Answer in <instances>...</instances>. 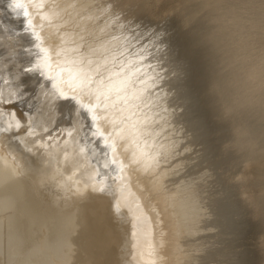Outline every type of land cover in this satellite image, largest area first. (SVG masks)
Wrapping results in <instances>:
<instances>
[{
    "label": "bare ground",
    "instance_id": "obj_1",
    "mask_svg": "<svg viewBox=\"0 0 264 264\" xmlns=\"http://www.w3.org/2000/svg\"><path fill=\"white\" fill-rule=\"evenodd\" d=\"M33 1H35L36 3H34ZM114 1H116V0H109V1H106V2H103V0H43V2H41V1L39 2V0H29V2L27 0L22 1V2H26V4L29 3V5H30L29 6L30 9L28 8L29 10H31V7L33 6L32 7V12H35L36 8H37V10H39L38 12L36 11L35 14H34V18L35 17L38 18L39 23H38V20L36 18H35V20H34V18H32L33 20L31 18L30 19L32 21H36L37 20L36 22L38 24H40V22H42L41 23L42 25L39 26L40 28L37 27L38 25L37 26H33V27L31 25L32 28H34V29L37 28V29H35L36 32L38 30H39V32L37 33V35L33 34V36H32L33 38H31L32 39L31 46H32L33 51H30L31 52V56L27 59L28 61H24L22 59L23 60V62H22V61L19 60L20 67H18L16 65V63L14 64V62L17 61L16 60L17 57L15 58L13 56L12 57L10 56L7 59L8 61L5 62L6 68H9V67H11L13 69L16 68L17 70L19 69L18 71H20V70L23 71L24 68H25L24 71H26L27 66H30L28 68H31L37 62H40L43 65V62H44L45 58H47L48 62L51 65V71H48V69H44V72L41 73V74H39L38 72H32L34 76L32 75L33 78H30L29 80L28 79L24 80L25 78H23V76H22L21 82H20V84H21L20 89H24L25 87L34 84L33 82H34V78L35 77L36 78L39 77L41 80H43L41 75L45 76L44 79H46V75L56 76L58 78L57 79V83L58 84L72 82L73 84L70 85L73 88L72 91H69L67 88H64L63 90L65 91L66 96H67V94H69L68 96H72L74 100H75V97L78 96V98L76 97L78 99V102H75L76 100L74 101L71 98H68L67 99L69 101L68 102V107L72 108V107L77 106V107L73 108V109H75V111H76L75 115L77 114V116H80V115H82L83 112H85L84 114L86 115V117H85L86 118V122L91 123L92 126H93L92 127L93 130L92 129L90 130L89 128H87V130L89 129V131H94V129L96 128L101 133V135H102V133H105L104 132L105 130L107 131L109 129L108 131L110 132L111 129L114 128V125H116L115 128H117L118 124L123 125V122L126 124V122L128 120L127 115H126L127 113L129 115H131V116L128 115V117L129 118L132 117L133 120H136L138 118L135 121V123L138 122L139 119H142V117L144 118V116H146V115L143 116V112H140L141 111L140 110L141 108L139 109L140 106L136 105V104H139L138 102H140V101L137 102V100H136V104H132V105L129 103V102H133V99H134V102H135V97H136V99H139V97H140L139 95H141V94H139L140 93L139 90L135 86L133 87L135 89H133L132 86H128V84H127L128 80L125 79L127 76L121 78V76L118 75L119 78L117 80L116 77H118V76L116 74L114 75V73H115V72H113L114 70L111 71V73L113 72V74L109 73V75L111 74V77L114 76L112 78H116V80L118 82V83L117 82L116 83H117V85H119L118 88H120V84L122 82L127 80L126 83H125L126 85L122 83L124 85L122 87V84H121L120 91L121 92L123 91L124 93H126L127 90L131 89V90H135L136 92L135 91H130L131 94H129L130 92L128 91L126 93L127 95H125L123 92L121 93L120 91H119L120 93H117L116 90H115L116 85H114L115 87L110 85L112 82L114 84H116L114 82L116 80L114 79V81H112V80H110L112 78H110L108 76L109 79L108 78L107 79L109 80L110 84L108 85V83L107 82L106 83H107L108 86H111V87H114V88H113V91H111L112 89H111V87H109V89H111V90H110V92L108 91V95L106 93V95L108 97L104 95V97L102 96V98H101V96H99V95H101V93H99V90L101 91V87H103L104 85L101 86V87H99L100 85H98L99 84L98 82H100L101 79L96 80V78H99V77L101 78L102 77V75H100V72H99L100 70H98L97 72L96 71L95 72H96L97 75L99 73L100 76L99 77L97 75H96L97 77L94 76V77H96L95 80L97 81L98 84L96 83L95 86L93 84V88L94 87L96 88V86H97L100 89L97 88L98 90H96V89L91 90L94 93L93 94L94 97H95V95L99 96V99H100L99 104L102 103L103 101H106L107 104H105V106H107L108 103L111 102V101H109V102H107V101L110 100V99L113 100L110 97H113L112 96L113 93L116 92L117 94H120V96H116V97H118V100H119V97H120V100L118 101V100H116L117 98L114 97L115 101H116V103H114V105L117 104V102H119L118 104L120 106H122L121 98L122 97L125 98V96H127L123 100V104H125L126 106H129V105L134 106V105H136V107L137 106H139V107L137 109L134 108L135 106L133 108L131 107V109L127 107L126 108L127 111L130 110L131 111L130 113H132V114H130L129 111L126 112L125 105H123L124 107L122 106V108L119 107L120 109L117 110L119 112V114H120V117H121V118L120 117L119 118L122 121L124 119V121L123 122L121 121L122 122L121 123V122H119L120 119H118L119 120V121H117L118 124H115L114 122H116V121H114V120H117L119 114L116 115L115 113L117 111H114V110L118 109L119 105L117 104L118 106L116 105L117 107L115 106L116 108H114V107H112V104L110 103L111 108L114 109L112 111V109L110 108V105H109V108L111 110H108L109 109L108 106L105 108V106L103 107L104 104L102 103L103 104L102 105V107H103L102 110L103 109H105V110L107 109L108 110L107 111L108 112V116L112 117V115H113V117L115 116V118H116V119L110 118V120H109V117H107V120H109L110 123H111V119H114V120H112L113 123H111L112 126H113L112 127L110 125V123H107L105 116H103V115L100 116V114H102V112L104 111V110L102 111L100 109L101 108V104H100V106H98L99 104L97 102L98 105L97 104L94 105V109L93 108L90 109V108H88L86 106V104L89 103V106L91 105V107H93L92 106L93 102L90 101V99H93V101L95 103H96V101H95L94 97L90 98V96L92 97L93 95H92V93L89 94L90 92L88 93L89 89H86V87L88 86V84L86 83L87 82V78L86 77H85L86 81L83 82L86 87H84V85L82 84V80L84 81V77H82V72H81L82 70L80 71L79 68L84 69V70L86 69V70L89 71V69H87V68H89L88 66H90L91 67L90 71H91L92 67L95 64H97V62H98L97 65H99L98 59L100 60V58H99L100 55L98 54L99 55L98 56L96 54V52L100 53L101 50H99V49L103 48V47H100L99 49L97 48V47L101 46L100 45L101 42L99 40L100 36L102 35V33L104 34L105 30L113 31L114 28L116 26H118V24L117 25L115 24L116 26L113 27L114 26L113 22L115 21V18H114L113 14H112V11H113L112 7L113 6L111 7V4L113 5ZM134 1H138V0H123L122 2L127 4V3H132ZM237 1L239 3H241V0H237ZM226 2H227V0H215V1H213L211 3V5L207 8L208 9V13H207L206 17L203 19V23H202V24H205L207 22V23L210 24V27H206L207 29L204 31V37L206 38V41L209 42L208 46H210L209 48L211 49L212 54L215 53L216 51L219 52V53H220V51H223L222 53L223 54L225 53V58L220 60L221 61L220 64H218V66H214L213 65L215 68L214 67H213V69L211 68L212 71L209 70L210 71L209 74L211 75L210 81L211 82H215L216 83L215 85L218 86L219 88L225 87V86L228 88L227 89L228 90L227 91L228 97L224 101V106H225V112H226L227 117H229L233 121V124L235 125V134H236L235 143H236V146L242 153L247 154L250 159L253 158V159L256 160L257 163H262V166L259 167V169L257 171L256 178L255 179L253 178L252 180H254V183H260V184L263 183L264 184V120H261L260 113H259V106H260L261 103H264V51H262L263 49H259V47L262 46V43H263V39L260 36V30L264 29V28H262V26H264V23L260 22V18L264 17V0H258L257 3L252 6L253 9L255 11H257L258 14H260V16H258L254 20H247L246 17H245V14H242L241 11H238L236 9L237 6H236L235 3L234 4H227ZM40 3H42V6L40 5ZM242 4L244 5V8H245V4L244 3H242ZM8 6L9 5H7L6 8ZM92 6L97 8L98 13H96V14L97 15L99 14V16L101 18L102 17L105 18L106 14H107V16L110 15L109 16L110 18L108 20L111 21L109 23V25L107 24L109 27L107 25L105 26L103 23L102 24L105 27H103V25L100 24V23L99 24L96 23V25L97 24L99 25L97 27L96 25H92L93 23L95 24L96 20L94 21L93 19L91 20V19L87 18L90 23H91V21H93V22H92V24L88 25V28L86 27L87 28V31L85 30L86 33H85V31H83V30L82 31H83L84 34L88 35L87 32H91L90 29L92 30L96 26L97 31L94 33L93 31L96 30V29H94L92 31V33L95 34V36L98 37L99 39L95 38V36L92 35V33H89L90 35H92L94 37V38L92 37L93 40L94 39H96L95 41L99 40V42H98L99 46L98 45L95 46L94 44L96 42H93L94 44H92V40L89 39V40H91L92 47L94 45L93 48H94L95 51L92 49V47H91V49H89L88 47L86 48L85 46H87V45L84 46V44L81 41H80L81 45L78 43L79 42L78 41L79 40V36H80V34H82V33H80L81 31L79 32V30H81V28H80L81 26L80 25L82 24V26H83V23L81 21H84L83 17L85 18L84 14H81V13L83 11H85L86 8L88 10V7L90 9V7H92ZM34 7H35V9H34ZM93 7H92V9H93ZM8 9H10V8H8ZM33 10H35V11H33ZM74 10H75V13L78 10L81 15L80 14H79V16L74 15L75 14V13L73 14ZM93 10L95 11V9H93ZM14 14H16V12ZM76 14H78V13H76ZM85 14H86V11H85ZM189 14H191V13H189ZM29 15H30V13H29ZM29 15H28V17H31V15L30 16ZM56 15H59V16L63 15L62 17H63V19L65 17L66 21H67V19L69 21L71 16H77V18L73 17L74 20L76 19L74 22H73V19L70 20V21H72L74 23L73 25H72V23L70 24L68 21H67L68 25L65 24L67 22L63 23V24L66 25V28H65L66 30L68 29L67 27H69V25L71 26V28L73 26V28L71 30L69 28V30H67L68 31L67 32V31H64L65 29H63V28L65 26L63 27V24H62V26H60L61 28L59 26H57V24L60 25L59 23L63 19L58 21L61 18L58 16L59 17V19H58V17H56ZM69 15H70V18H68ZM88 15H90V14H88ZM111 15L113 16L114 21H112L113 18H112ZM50 16H55V18L58 19L57 20L58 22L56 24L57 27H54L55 29L57 28L56 30H54V28H53L55 22H53V18L50 17ZM80 16H82V17H80ZM90 16H88V17H90ZM99 16H97V18ZM49 17L52 18V22L54 24L49 22V20L51 21V19ZM95 17H94V19H95ZM99 18L97 20H99ZM47 19H48V23L47 22L43 23V21L47 20ZM87 19L85 21H87ZM105 20H107V19L105 18ZM248 22L251 24V28H244L245 24L248 23ZM32 24H33V22H32ZM84 25H86V22H85ZM100 25H102V28H100L101 27ZM27 27H29V25ZM91 27H93V28H91ZM58 28H60V31L63 29L62 31H63L64 35L67 34L66 37L70 38L69 41L67 40V38H64L65 36H62L63 33L59 34L60 32H59ZM104 28H105V30H104ZM112 28H113V30H112ZM83 29H84V26H83ZM88 29H89V31H88ZM116 29H119V28L116 27ZM57 30H58V32H57ZM120 33H121V31H120ZM22 34H24V33H22ZM27 34H28V32H27ZM71 34L72 35H76V36H72ZM112 34H110V36ZM29 35H30V33H29ZM37 37H39V38H37ZM62 37H63V39L67 40L68 42L77 40L76 43L81 46L80 48H83L82 50H85V49L93 50L95 52V54L98 56V59H97V56H95V58L97 60L94 58L97 62L96 63L93 62L95 60L90 58V59H92L91 60L92 61L91 62L92 65L89 62L88 65L87 64L85 65L86 68H82L84 66L83 65L82 67H79L77 69L75 66H72L73 64L69 63L72 60L71 58H73V56L71 55V57H70L71 60L67 58V60H70V61H67L68 63L66 62V64H64V62H65V60L63 58L64 55L62 56V51H64V50H62L64 44L66 43V45H68L66 47L70 48L69 52H71L70 50H72V48H73L72 46L73 45L75 46L74 48H76V44L73 43V45H72L70 43L72 45L71 46L70 44H67V41L64 42L62 40ZM88 37H89V35H88ZM102 37H103V35H102ZM102 37H101V39H102ZM82 38L84 39L83 36H82ZM111 38H112V36H111ZM111 38H110L109 41H111ZM13 39H16V38H13ZM36 40H38V41L36 42ZM89 40H86V41H89ZM84 41H85V39H84ZM86 41H85V43H86ZM105 43H107V42H105ZM113 43H116V42H113ZM82 45L84 47H82ZM88 45L91 46L90 44H88ZM67 48H64V49L67 50ZM80 48H77V49L80 50ZM95 48H97L99 51H96ZM112 48H114V47H112ZM105 49H107V46H105ZM105 49H103V52H105ZM88 50H86L87 53L91 52V51H88ZM108 50H109V48L106 51L109 52ZM93 51H92V53H93ZM76 52H75V55L72 52L73 55H74V58L76 57V54L79 55V51L77 53ZM107 52L103 53V55L107 54ZM110 52H112V50ZM64 53L65 52H63V54ZM87 53L84 54V52H83L82 55L83 54L84 55L82 57H85L87 55ZM92 53H90V54H92ZM66 54L69 55L70 53L68 54V52H66ZM90 54H89L88 58L91 57V56L94 57V55H95V54H93V55H90ZM80 55H81V53H80ZM216 55H218V54L216 53ZM82 57H81L82 60L80 59L81 63L83 61ZM74 58H73V60H75ZM88 58L85 59V60H87V62L90 61V59L88 60ZM102 59H104V58H102ZM73 60L71 61L72 63H74ZM1 61H4V60H1ZM75 61H77V60H75ZM136 61H138V60L136 59ZM80 62L78 61L79 64H80ZM101 62L102 61H100V63ZM107 62H109V61H107ZM107 62L105 61L104 63H107ZM104 63H101V67L102 68L104 67V65H107V64H104ZM139 63H140V61H139ZM68 64H71V65H68ZM75 64H77V62ZM54 65H56V67ZM122 65H121V67H122ZM140 65L138 67H140ZM52 66H54V68H52ZM119 66H118V68H120ZM123 66L125 67V65H123ZM2 67L4 68V66H2ZM101 67H100V69H102ZM108 67L111 70V67L110 66H108ZM113 67L115 68L116 66H113ZM142 67H143V65H142ZM145 68L147 69V67H144V69ZM104 69H105V67H104ZM126 69H128V68L126 67ZM144 69H143V72H144ZM95 70H96V68H95ZM88 71H86V72H88ZM107 71H108V69H107ZM145 71L147 72V70H145ZM5 72H7V70L4 71V73ZM92 72L95 74L94 70ZM13 74H17V73L14 72ZM85 74H87V73H85ZM90 74H91V72H90ZM104 74H107V72H105ZM107 75L104 76L105 79H106ZM134 76H136V75H133L132 77L134 78ZM48 77H50V76H48ZM129 77H128V79H129ZM0 78L2 79V75H1ZM3 78H5V76ZM7 78H10V77H8V75H7ZM120 78L124 79V81L121 82ZM133 78H131V80ZM102 79H104V78L102 77ZM105 79H104V82H105ZM14 80H16V79H14ZM89 80L90 79L88 78V81ZM92 80H93V82L95 81L94 79H91V81ZM6 81H8V80H6ZM104 82H102L101 85ZM144 82H143V84H144ZM42 83L43 84L45 83V84L42 87H40L41 86L40 85L39 86L40 89H38L39 91L36 92V93H38L37 95L40 96V97L37 96L39 98H41V96H43L44 100L43 99H40V100H43L44 103L42 105L40 104V108H39L40 110H39L38 114L37 113H33V111H31L32 115L35 114V117L33 118V121L30 123L31 127L33 129L35 128L34 130H36V129L40 130L39 135H41V137L44 136L43 134L48 133V132H52L54 129H56V128H54L55 127V122L59 121V120H62V118H60L62 116L60 114V112L63 111V103L64 102H62L61 100H62L63 97H66V96L59 97L58 94L55 93L52 90L51 85L47 83V80H43L41 82V84ZM55 83L56 82L53 81V84H55ZM133 84H131V85H133ZM148 84H149V82H148ZM90 85L92 86L91 83H90ZM93 88L90 87V89H93ZM125 88H127V89H125ZM103 89H105V88L103 87ZM0 91H1V88H0ZM23 91H25V90H23ZM95 91H97L98 93L95 92ZM104 91L105 90H103V92ZM220 91H221V89H220ZM132 92L134 94H136L135 97L133 96ZM110 93H112V94H110ZM28 94L29 93L26 94V92L25 93L23 92L21 95H18L19 96V98H17L18 100L16 99V97L15 98L11 97V98L16 99L17 103L21 104L20 105V107H21L22 105L27 104L26 102L28 100H27L26 96ZM137 94H138V98H137ZM224 94H225V92H224ZM122 95H125V96H122ZM128 95H130V96H128ZM114 96H115V93H114ZM131 96L133 97L132 101H130V100L129 101H125V100H127V98L129 99ZM37 97H36V99H38ZM105 97L108 98V100H106ZM32 98H34V96ZM32 98L30 99L31 101H32ZM103 98H105V100ZM1 99H3V96H2ZM1 99H0V101L4 102ZM8 99H9V97H8ZM25 99H26V101H24ZM36 99H34L35 103L37 101ZM97 99H98V97H96V100ZM101 99H103L102 102H101ZM30 100H29V102H31ZM140 100H141V98H140ZM22 101H24V102H22ZM97 101H99V100H97ZM12 102L14 104V101H12ZM124 102H126V103H124ZM10 103H11V101H10ZM35 103H33V104H35ZM127 103H129V104H127ZM19 104H17V105L19 106ZM29 104H31V103H29ZM29 104H27V105H29ZM147 104H148V102H147ZM7 105H8V103H7ZM38 105H39V103H38ZM148 105L150 106V104H148ZM14 106H16V104ZM18 106H16L15 108H17ZM29 106H32V105H29ZM96 106L99 107V108H97ZM9 107H13L12 104ZM24 107H26V106H24ZM24 107H23V110L24 109L26 110V108H24ZM34 108H33V110H34ZM71 108H70V110H71ZM95 108H97V110L100 109L99 111L101 113L97 112L99 114L98 115L95 112V114L100 116V117L96 116L97 118L93 119L94 111L96 110ZM5 109H3V110L6 111ZM73 109H72V111H73ZM138 109H139V111H138ZM20 110H22V109H20ZM27 110H29V109L27 108ZM30 110H31V108H30ZM65 110L67 111V109H65ZM82 110H83V112H82ZM134 110H135V113L138 112L137 113L138 115H140V113H142L141 116H137L136 114H133ZM24 111H21V113H23ZM109 111L111 112V115L109 114ZM120 111L124 112L125 114L122 113V115H121ZM12 112L13 111H11V113ZM34 112H35V110H34ZM105 112L106 111L103 112L104 115H105ZM0 113H2V112H0ZM68 113H69V111L66 112L65 114H68ZM112 113H114V114H112ZM2 114H5V113H2ZM11 115H10V117H12ZM132 115H136V116H132ZM65 116H67V115H65ZM68 116H70V115H68ZM122 116H125L127 119L125 120V118L124 117L122 118ZM134 117H137V118H134ZM64 118H66V117H64ZM67 118H70V117H67ZM73 118L75 119V122L73 123L72 127L70 125V127H65V129L64 128H62V129L60 128L62 131H64V132H61V133H63V135H65V136L68 135V137L67 136L66 137L69 140L67 142H63L62 144L60 142L58 143L57 142L58 140L56 141L59 144V148H60V149H58L59 150V152H58L59 156L55 159L54 162L52 161L51 165H49L48 167L42 168V172L39 171V169H38L39 166L43 167V166L39 165L40 162H38L41 159V157H40L39 160H37L38 158H33V159L31 158L30 162L29 161H25V163H26L25 165L27 167L23 164V165H21V168H22L21 169V168H17V165L15 164V163L18 162L17 159H14V160H16L15 163L12 161L13 157H14V156H11L13 151H10L8 148H7L8 149L7 151L3 150V148L2 149L0 148V264H108V263L110 264L111 261L120 262L119 259L121 260V262L119 264H123V263L124 264H186L185 262H187V264H188V260L189 259L187 258V254L192 255L191 254L192 252H190V251L194 250L198 246V243L195 242L196 240L189 241V239L191 240L192 238H189L188 236L190 235V233L192 235L193 231L196 230L197 228L200 229V227H197V228L194 229L193 226H195V225H193L192 227L189 225L190 223H188V222L191 221V225H192L193 224L192 222H194L196 220V218L199 221V219H198L199 215H198V217H196V215H197L196 214L194 216L196 218L193 219V214H192V219H187V218H189L188 217V215H189L188 211L189 210H195L196 208H197L196 209V211H197L198 208H199L198 206H201V205L197 206L196 203H198V201L196 203L193 202V201L194 200L196 201L198 199L192 198L191 199V201L193 200L192 201V206L194 205L193 203H195V205H194L195 208L192 209V206H190L191 208L189 207L190 209L188 208L187 212L185 210H183L185 212V214L183 213L184 216L187 217L185 219L186 222L184 221V219H182V217L178 218L180 214H178V212H177L179 210L176 211V209H177L176 207L177 206L179 207L181 205L180 206V208H181L183 206V204H184V206H186V208L189 206V205H186L187 203L190 202V201H188V198H187V200H185V201H187L185 203H184V200L183 201H181V200L183 199L185 194L187 196H189V194L191 195V190H189L186 187L184 189L186 193L182 197L181 195L183 194L182 192L184 191L183 190V188H184L183 185H182L183 188H181L183 191L181 190L182 192H180L182 194H180L179 192H178L179 194L177 192L173 193V188H172V190H171L172 193L174 195H176V194L179 195V198H180L179 199L177 195H176L177 197H175L171 193L168 194L169 193L168 190H170V189L168 187V190H167V188H165L166 187L165 184H162V186L163 185L165 186L164 187L165 189H163V187H162V190L157 188L158 186H159V188H161L160 185L156 183L157 179L159 177H161V176L158 175L156 172H154L155 170H157V169H154L155 168L154 165L157 164L158 161L156 162L157 159L154 160L153 156H150V155H149V157L151 158V160H150V158L148 156L144 157V155L145 156L148 155V152L151 150V148H150L151 146H148L151 142H153V141L149 142L150 141L149 140L150 137L147 138L148 142H147V144L145 143V145H144V142L147 141L146 138H145V135H143L145 141H143V139L141 140L142 136H140L138 138L137 136H138V134L140 132L138 133L137 130H132V129L136 128L137 125H134L135 124L134 121H133L134 124H132L130 122V119H129L128 120V125L129 124H131V125H129L128 127L131 129L132 128L131 126L132 125L134 126V128H132L131 131H130L131 133L129 132L130 129H127L128 128L127 126H126V130L130 134L126 130L125 131L128 133V135H127V133L122 131L125 128V124H124V128L123 129L121 128L122 126H119L117 129L114 128L115 131H111V132L114 133V134L112 133V135L114 136L113 138H115V135L117 136L113 140H110L112 137H110V136H109L110 138L107 137L108 134H111V132L110 133L106 132L107 136H104L106 141L104 139H102V138L100 139V140H102L100 142H102L105 146L107 145L106 148H104V145H99V147L102 146L104 149H102L101 147L98 149L96 147L97 150H99V151H94L93 150L94 152H93V156H92V151L91 150L93 148L91 147L92 145L90 146L91 143L89 144V141H88V139L89 140H91V138L94 139L93 137H90V134L92 132H90V134H88L89 136H87L86 135V131H84L83 126L80 123V120H82V119L78 120V118H80V117H77V118L73 117ZM148 118H144L146 122H147V120L150 122V120H149L150 118L149 119ZM10 119H12V118H10ZM13 119H16V118H13ZM21 119H22V117L20 118V120ZM28 119H30V117ZM144 119L143 120H139V122L142 121L141 124L143 123L142 126H141V124L139 126L142 127V129L145 128V130H146V128H147V130H148V127H145V124L143 122ZM83 120H85V119H83ZM63 121H65V119ZM70 121H72V119ZM254 121H263V124L261 126L260 125L253 126L250 123H252ZM10 122H12L13 124H16V123H14L15 121L10 120ZM17 122H19V120H17ZM139 122L137 124H139ZM19 123H17L18 126L21 125ZM22 123H23V121H22ZM8 124H9V122H8ZM57 124H61V123H57ZM108 124L112 128H110L108 126ZM4 125H6V124H4ZM83 125H85V124H83ZM139 126H138V128L140 130ZM4 127L6 129V126H4ZM14 127H15V125H14ZM56 127H57V125H56ZM11 128H13V127H11ZM11 128H9V129H11ZM245 128H250L251 134H249L247 131H245L244 130ZM82 129H83V131L85 133L82 132ZM12 130H15V129H12ZM57 130H58V127H57ZM61 130H59V131H61ZM97 130H95V131L97 132ZM116 130L118 131V133L121 130L120 134L122 136H124V133L126 134L125 135V136H127L126 139L124 137L123 138L121 137V140L124 139L125 141L122 140V142H119L118 137H120V134L118 136V133L116 132ZM3 131H5V130L3 129ZM9 132H10V130H9ZM24 132H26V131H24ZM24 132L22 134H24ZM132 132H136V134L138 133L137 136H136L135 133H134V136H133V138H135L133 140H137L138 141V142L136 141L138 145H135L136 142L133 141L135 143L134 146L136 147V148H134V147L133 148L136 149V150L138 149V151L135 150V152H137L136 154H137L138 160H139L137 162H139V164L142 165V163H140L139 156L143 157V158L141 157L142 158L141 162H144V158H145V161H147V160L149 162L150 161L151 162L155 161L156 163L154 162V165L150 164V165H153V170L154 171H150V169L149 170L146 169L147 167L149 168V166H147V165H149V164H147L148 161L144 162L143 166L139 165L138 163H135L136 161H134V163L132 161H130V162L127 161L128 162L127 165H126L127 162L124 163V161H123L124 159H126V160L130 159L131 155L130 154H129L130 156L128 155V153L130 151H131V153H133L132 154L133 156L131 157L130 160L134 159V157H137L136 155H134L135 153L132 152V148L131 147L133 145V142L131 141L132 145L128 144V146H126L127 145L126 143H128L126 140H128L129 138H132V134H133ZM143 132H145V131L143 130ZM52 133H54V132H52ZM97 133H96V135H97ZM145 133H148V132L146 131ZM25 134H27V133H25ZM49 135H47V136H49ZM51 135H53V134H51ZM59 135H61V134H59ZM140 135H141V133H140ZM15 136H16V134H15ZM18 136H19V133H18ZM153 136H154V134H153ZM18 138L21 139L20 136ZM45 138H46V136L44 137V139ZM49 138H47V139H49ZM53 138L54 139L57 138L56 134L53 135ZM58 138H59V136H58ZM67 138H66V140H67ZM79 138H81V139L79 140ZM19 139H17V140L19 141ZM29 139L30 138H28L27 140H29ZM37 139L36 140L34 139V140L37 141ZM116 139H117L118 142L116 141ZM138 139H140V140H138ZM3 140H5V139L3 138ZM109 140L116 142L114 144H117V146L115 147L114 144L111 145L112 142H110ZM130 140H132V139H130ZM107 141L110 142V143H107ZM141 141L143 142L142 144L139 143ZM159 141H160V139H159ZM0 142H2V141H0ZM28 142H30V141H28ZM40 142H37V144L40 143ZM46 142H49L48 144H50V142H52V141L49 140V141H46ZM84 142L85 143L88 142V145H89L88 149H87V145H85ZM90 142H93V141L91 140ZM124 142H125L126 145L123 144ZM155 142H154V145H155ZM33 143H32V145H33ZM42 143H43V140H42ZM53 143H54V141L51 143V145ZM65 143H66V145H65ZM21 144L24 145V147H27L25 144H23V143H21ZM56 144L54 143L55 147L57 146ZM109 144L111 145V147L113 146L115 148L111 149ZM139 144L142 147L139 146ZM156 144H158V142ZM11 145H13V144H11ZM44 145L42 144L43 148H40V150L45 148ZM120 145H121V147H120ZM123 145H125L128 149L130 147L131 148L130 151L128 149L125 150ZM2 146H5V145H2ZM7 146L8 145H6L5 148ZM35 146H37V145H35ZM146 146H147L148 149L149 148L150 149L147 150ZM17 147H18V145H17ZM55 147H53V148H55ZM137 147H140V148H137ZM143 147L148 152L146 150H142V149H144ZM94 148H95V146H94ZM161 148H163V146ZM15 149L16 148H13L14 151H15ZM21 149H22V147H21ZM23 149L25 150V148H23ZM11 150H12V148H11ZM16 151H17V149H16ZM38 151H39V149H38ZM52 151H53V149H52ZM54 151L56 152V148H55ZM142 151H146V153L145 152H144L145 154L141 153L142 154L141 155L139 152H142ZM156 151H157V148H156ZM22 152H24V151H22ZM26 152H27V150H26ZM28 152L31 153L30 151H28ZM50 152H51V150H50ZM70 152L74 153V155L69 158L70 159L69 160L70 161L69 164L68 163L65 164V162H63L64 157L66 155L68 157V153H70ZM18 153H17V155H18ZM138 153L140 155H138ZM150 154H151V152H150ZM55 156H56V154H55ZM90 156H92V157L90 158ZM20 157H22V156L20 155ZM28 157H30V156H28ZM14 158H16V157H14ZM17 158H19V156ZM22 158H24V157H22ZM117 158H119V160L121 159L123 161V163L121 161V163L123 164V165H121V167L119 166L121 163L118 165V162L117 161L115 162V159H117ZM147 158H149V159H147ZM19 159H21V158H19ZM23 160L24 159H22V162H23ZM43 160H45V159H43ZM18 164L20 165L21 163L18 162ZM49 164H50V162H49ZM113 164L115 165V168L112 167ZM159 164H158V167L161 168ZM136 165H138L140 168L138 166L136 167ZM22 166H24V167H22ZM119 167L121 169H123V176H122L123 180H124L123 182L124 183H128L127 186H126V189L128 190V192L127 191L125 192L122 189V187H121L122 185L119 186L120 190L122 189L123 192H125V194H121L120 191L117 192L118 195H121V197L119 196V198H118L117 194H114V196H113L114 198H115V195H117V197H116L117 201H116L111 196V193H110L111 190L109 191V188H106L105 184L107 185L108 183H110L112 185V183H114V180H115V177H116L114 175L116 174V170L119 169ZM158 167H156V168H158ZM164 167H162V168H164ZM162 168H161V170H162ZM145 170H146L145 174L148 173L146 176L143 175ZM147 170L150 171L151 173L152 172L156 173L155 175L159 176V177L156 176L157 179H155V181H153V183L155 182L157 184L156 188L154 187L155 183H154V185H153V183H151L152 182L151 180L154 177H152L151 180H150L149 177L147 178V176L150 175L149 172H147ZM119 171H120V169H119ZM158 171L161 172L160 169H158ZM23 172H25V174H27V175L29 174L28 176H31V180H32L31 184L34 185V188H32V189L35 190V187L37 189L39 188L38 192L36 193V197L32 193L34 190L32 191L31 186L29 184L30 182L27 181V179L25 178L26 176L24 175ZM162 172L163 173H161V174L163 175L164 171L162 170ZM164 175H163V177H164ZM143 176H145L146 181H144ZM150 176H153V175H150ZM120 177H119V180L122 179ZM110 179H112V180H110ZM159 179L163 180L162 178H159ZM28 180H30V179H28ZM117 180H118V178H117ZM119 180L118 181L115 180L116 183H114V184H118L119 185V182H120ZM148 180L151 181L149 183L152 184L153 186H151L150 184L147 183ZM165 181H166V179L163 181V183ZM180 181H182V180H180ZM161 182H158V183L161 184ZM251 182H253V181H251ZM114 184H113V186H114ZM192 186H194V185H192ZM108 187H110V185H108ZM150 187H154V188H150ZM116 188L119 190L118 187H116ZM179 188L180 187H178V189ZM152 189H153V191H154V189H155V191H157V190L159 191L160 190L161 194H158V193H160L158 191H157V193L156 192L153 193ZM186 189H188L190 191V193H188L189 191H187ZM165 190H166L167 193L164 192ZM176 190H177V188H176ZM194 190H195V188H194ZM162 191L164 193H162ZM174 191H175V188H174ZM179 191H180V189H179ZM193 194L194 193L192 192V196H193ZM112 195H113V193H112ZM132 195L134 196V198H133ZM170 195L171 196L173 195L174 198L173 197L171 198ZM194 197L197 198L198 196H194ZM169 198L171 200L173 199V201H170ZM134 199H137L139 201L136 204L139 205L141 203L138 207H140L142 205V208L141 207L139 208V210H142V212L139 213V210L137 211V210H135V208L131 207V206H133L132 204L134 202ZM176 200L178 202L180 201L179 203H183V204H179L177 202L178 204L176 206L173 205L174 203L172 204V202H175ZM168 201H170V204L173 205L171 207L173 210H170V212L174 211L173 214H175L177 212L174 215L176 217L178 215L176 221L179 222L180 219H181V220H183L185 222L184 223L185 226L188 223V225H187L188 227H185L182 224L183 223L182 221L179 222L181 225L175 224L176 223V221H175L176 217L174 218L173 214H170L169 209H168V205H170V204H169ZM128 202H130L129 206H128ZM167 202H168V205H167ZM119 205H124L121 208L124 207V210H127L129 212V214H131L129 227L132 228L131 230H135L137 235L136 234H134V235H136V237L138 238L137 240H139V241H137L135 239V242H133L134 241L133 238H132L133 241L128 238L129 239V243H130V247L134 246L133 248H129L128 249L129 251L127 250L129 243H128V245H125L126 242H128V241L124 240L125 239L124 235L126 233H128V231H127V227L128 226L126 227L125 223L123 222L128 217L126 216L125 212L122 211V212H124V216H126V218L124 220L122 218H120V216H121L120 213H121L122 209L119 208ZM190 205H191V202H190ZM254 205H256V213L260 217V224L262 226H264V190L255 197ZM169 208H170V206H169ZM181 209H183V208H181ZM196 211H194L192 213H195ZM200 212L201 211H199L198 214H200ZM186 213L188 214L187 216H186ZM119 214H120V216H119ZM190 214H191V212H190ZM181 215H182V213H181ZM184 216H183V218H184ZM201 216H204V214L201 215ZM201 216L199 218H201ZM203 218H202V220H203ZM178 219H179V221H178ZM127 220H126V222H127ZM197 220L195 221V222H197L196 226H199L198 224H200V222H202V221L200 220L199 223H198ZM144 225L145 226L147 225L146 227L148 229H146V231L143 228ZM184 227H185L186 234L187 233L189 234V235L187 234V237L189 239L185 236L186 234L183 232ZM189 227H190V229H186V228H189ZM191 228L194 229V230H192ZM188 230L189 231L192 230V232H189ZM196 232H195V234L193 233L195 236H196V234H198V232L197 233ZM128 234H126V235L128 236ZM182 236H185L188 241L184 240L185 243L183 241H181ZM191 237H193V236H191ZM130 238H131V236H130ZM123 240L125 241V243H124ZM130 240L133 243H136V241L138 243L134 244L133 246H131ZM186 251H188L189 253H186ZM195 251H197V250H195ZM184 253H186V254L184 255ZM128 256H129V258L131 256V258H130L131 260H129V259L126 260V258ZM185 256H186V259L184 258ZM185 260H187V261H185ZM189 261H191V260H189ZM114 262L112 264H114ZM115 264H118V263H115Z\"/></svg>",
    "mask_w": 264,
    "mask_h": 264
},
{
    "label": "rangeland",
    "instance_id": "obj_2",
    "mask_svg": "<svg viewBox=\"0 0 264 264\" xmlns=\"http://www.w3.org/2000/svg\"><path fill=\"white\" fill-rule=\"evenodd\" d=\"M22 1H25V0H22ZM27 1L29 2V0H27ZM40 1L43 2V0H39V2ZM106 1H109V0H103V2H106ZM122 1L123 0H116V1H114L113 5L111 4V7L113 6L112 7L113 8L112 14H113V16L115 18V21H114V18L111 15L112 18H113L112 21H114L113 22V24H114L113 27H115L118 24L119 27L118 26H116V27L119 28V29H116V27H115L114 30L112 28L113 31H111V30H105V28H104L105 32H104V34L102 33L103 37H102V35L101 36L99 35L100 39L98 37H96L95 34L92 33V31L94 29H96L95 31H93L94 33L97 31L96 26L98 27L99 23L100 24L103 23L105 26L107 24L109 25V23L111 22L110 20H108L110 18L109 17L110 15H108V16H107V14L105 15L106 16L105 18L109 21L108 22L107 20H105V18H103V17L101 18L99 16V14L98 15L96 14V13H98V10H97L96 7H93V6L92 7H93V9H95V11L92 9V7H90L91 10L88 7L89 11L86 8V10H85L86 14H85V11H83L84 13L83 12L81 13V14H84V16H85V18L83 17L84 21L88 18V19H91V20L93 19L94 21L96 20L97 22L95 21V24L94 23L92 24L93 21H91V23H90L88 21V19H87V21H85L86 25H84L85 22L81 21L83 23L84 29H83L82 24L81 25L79 24L81 26V27L79 26L81 28V30H79V32L81 31L80 33H82V34H80V36H79V40H78L79 42L78 43L81 45V43H80V41H81L84 44V46L87 45V46H85L86 48L88 47L89 49H91V47H92L91 40H92V44H94L93 42H96L94 44L95 46H97L99 44L98 42L100 40V42H101L100 45L101 46L98 45L99 47H97V48L98 49L100 47H103V48L99 49V50H101L100 53L96 52L97 55L98 54L100 55V57H99L100 60L98 59L99 55L97 56L95 54V52H94L95 51L94 48H93L94 45L92 47V49L94 51L93 50H88V49H85V48H84L85 50H82L83 48H80L81 46L76 43L77 40H74L75 42L71 41V40H70L71 42H68L70 38L66 37L67 34L64 35V33L62 31L63 29L66 28V25H68V22L70 24L72 23V25L74 24L73 22L76 19L74 20L73 17L77 18V16H79V14H80V12L78 10L76 11V13H78V14L75 13V10L73 12V14L75 13L74 15H77V16H71V18H70V15H69V17H68V18H70V20L73 19V22L70 21V20L68 21V19H67V21H68L67 22L65 17L63 19V17H62L63 15L62 16L56 15V17L59 16L61 18V19H59V17H58L59 20L57 18H55V16H50V17L53 18V22H55V24H54L52 22V18L49 17L51 19V21L49 20V22L54 24L53 28L57 27V26L60 27V26H62L63 23L67 22V23H65L66 25L63 24V27L64 26L65 27L64 28L62 27L63 28L61 30L62 32L60 31L61 27L58 28L59 32H60L59 34L63 33L62 36H65L64 38H67L68 41L63 39V37H62V40L64 42L67 41V44H70V43L72 45H73V43L76 44V48H74L75 47L74 45L72 46L70 44L73 48L70 46L72 48V50H70L71 52H69L70 48L69 47L67 48L66 46H68V45H66V43L65 44L63 43L64 46H63L62 50H64V51H62V56L64 55L63 56V58L65 60L64 64H66V62L70 61L71 59L73 60L75 52L78 50L77 48H80V50H78V51H79V55L81 53V55H80L81 57L84 54L87 53L86 50L91 51V52H88L85 57H82L83 58L82 63L80 62L82 60L81 57L79 55H77V54H76V57L74 58L77 61L73 60L74 63H72L71 62L72 60H71L69 62V63L73 64L72 66H75L77 69L79 67H82L83 65L84 66L82 68H86L85 65L86 64L88 65L89 62L91 64V62H92L91 60L92 59L95 60L96 59L95 56H97V59L99 61V65H97L98 64V62L96 61L97 59L95 61H93L95 63L97 62V64L94 65L95 67L94 66L92 67L91 71H90V68H91L90 66H88L89 68H87V69H89V71L86 70V69L84 70V69L79 68L80 71L82 70L81 71L82 72V77H84V81L82 80V84L84 85V87H86V86H85V84L83 82L86 81L85 77L87 78V82L86 83L88 84V86H87L88 88L86 87V89L90 90V91L88 90V93L90 92L89 94H91V93H92V95L94 94L91 90L100 89L97 86H96V88L95 87L93 88V84L95 86V84L97 83L96 80H99V79H101V81L98 82L99 84L98 83L97 84L100 85L99 87L104 85L103 87L105 88V89H103V87H101V91L99 90V93H101V95H99V94L98 95L101 96V98H102V96L104 97V95L107 96L108 95V91L110 92L111 89H112L111 91H113V88L115 87L114 85H116V87H115L116 92L120 93L121 92L120 91L121 84L122 83L125 84L127 80H128V82H127L128 86H132V88L135 86L139 90L140 93L139 92L138 93L141 94V95H139L140 96L139 99H136V97H135L136 94H134L132 92L133 96L135 97V102H134V99H133V102H129V103L132 105V104H136V100H137V102L140 101L141 103L138 102L139 104H136V105H139L140 107L139 106L136 107V105H134L135 107L131 106V105L126 106L125 104H123V100L127 97V96H125V95H127L126 93L128 91L130 92V91H135V90H131L130 89V90H127L126 93H124L122 91L125 94V95H122V96H125V98L121 96L123 98V99L121 98V102H122V106L125 105V109L127 107L130 108V109H131V107L132 108L134 107L136 109L138 107H139V109L141 108L140 112H143V116L146 115V116H144V118H148V117L150 118V119L148 118L150 120V122L148 120L146 122L143 117H142V119H139V120H143L144 119L143 122L145 124V127H148V130H147V128H146V130H145V128L142 129V127L139 126L142 121L139 122V120H138L139 124H137L138 122L135 123V121L138 118L134 117V118H137V119L133 120L132 117H131L132 119L128 117L129 114L127 113L126 115H127L128 120L130 119V122L132 124L135 123L134 125H137L136 128H134V126L132 125L131 127L134 128V129H132V128L131 129L132 130H137V132L138 133L140 132L141 135H140V133L139 134L137 133L138 134V136H137L136 132H132L133 133L132 134V138L128 139L130 142L128 140H126L128 142V143H126L127 145L125 144V142L123 144L128 146V144L132 145L131 141L132 142L133 141L136 142L137 140H133V139H135V138H133L134 133L136 134V136L138 138L140 136H142L141 140L143 139V141H145L143 135H145L146 140H147L148 137H150L149 138V140H150L149 142L153 141V142H151L148 145V146H151L150 147L151 150L148 152L147 150H149L150 148L148 149L147 146H146L147 150L144 148L145 146L143 147L144 149H142V150H146L148 152V155H146V156L144 155L146 153V151H142V152H139V153L141 154V153L145 152L143 154L144 157H147V156L149 157V155H150V156H153L154 160L157 159L156 162L157 161L158 162H157V164L154 165L155 161L154 162L152 161L153 162L152 163L151 161L149 162L147 160L148 161L147 162V161H145V158H144V162H147V164H149V165H147V166H149V168L147 166H146L147 168L146 167L145 168L148 169V170L150 169V171H154L153 170V165H154L155 166L154 169H157L154 172H156L161 177L155 175L156 173H153V172L151 173L150 171L147 170V172H149L150 175H153V176L149 175V176H147V178L149 177L150 180H151L152 177H154L153 178L154 180L153 179L151 180L152 182L150 180H148L147 183L148 184H150L149 182L153 183V181H155V179H157L156 176L159 177V178H162V179L165 177L163 180H160L159 178L157 179L156 183L159 184L160 187H161V188H159V186H158L157 187L158 189L162 190V187H163V189L167 188V190H168V187H169L170 190H168V192H169L168 194H170V193L173 194L174 192H177V193L179 192L180 193L186 187L189 190H191V195L189 194V196H187L185 194L186 193L185 190L182 192L183 194L180 193V194H182L181 195L182 197H183L184 194L186 195V196L184 195V197H183V199L181 201L184 200V203H185V202H187L185 200H187V198H188V201L191 202V205H190V202L186 204V205H189L187 208H186V206H184L183 203H179L180 201L178 202L176 200L175 202H172V204L174 203L173 205H175V206L178 203L179 204H183V206H184V207L183 206L181 207L183 209L180 208L181 205L179 207L178 206L176 207L177 208L176 211L179 210V211H177L178 214L181 215V213H182V215L181 216L179 215V217L177 215L178 218L182 217V219H184V221L186 222L185 219L187 217L184 216L185 212L183 210H185L187 212L188 208L190 206H192V201H193V200L191 201L192 198L198 199L196 201L195 200L193 201L195 203L198 201V203H196L197 206L201 205V206H198L199 207L198 210H197L198 212L196 211V209H197L196 208L195 210H189L188 211L189 215L186 213V216L188 215V217H189L187 219H192V214H193V219L198 217V215L200 217L201 215L204 214V216H201V218L198 217L199 221L200 220L202 221V222H200V224H198L199 226H196L197 222H195V221L197 220V218L194 221L196 224L194 222H192L193 224L191 225V221L188 222V223H190L189 225L191 227L193 225H195V226H193L194 229L197 228V227H200V229L202 228L201 230L199 228H197L199 231L197 229L194 230V229L191 228L195 232L197 231L198 234H196V236H195L194 235L195 232L193 231L194 234L192 233V235H191V233H190V235L193 236V237H191L187 233L189 235L188 237L192 238L190 240L187 237V234H186V231H185V227H188L187 226L188 223L185 226L184 225L185 222L183 220H181V219L179 221V219H178L179 222H181V221L183 222L182 224L185 226L184 229H183V232L186 234L185 236L189 239V241L196 240L195 242L198 243V246L195 249L193 248L194 250L190 251V252H192L191 253L192 255L187 254V258L189 260H191V261H189L187 259L188 260V264L190 262H191L190 264H264V226H262L260 224V217L256 213V205H254V199H255V197L258 194H260L264 190V188H263L264 184L263 183H261V184L260 183H254V180H252L253 178L254 179L256 178L257 171H258L259 167L262 166V163H257L256 160L253 159V158L250 159L247 154L242 153L237 148L236 143H235V139H236V137H235L236 136V134H235V125L233 124V121L229 117H227L226 112H225V106H224V101L228 97V94H227V91H228L227 89L228 88L226 86L219 88L218 86L215 85L216 84L215 82H211L210 81L211 75L209 74V72L212 71L214 66H218V64H220V62H221L220 60L225 58V53L224 54L222 53L223 51H220V53L216 51L215 53L212 54L211 49L209 48L210 46H208L209 42H207L206 38L204 37V31L207 29L206 27H210V24L207 23V22L205 24H202L203 23V19L206 17V15L208 13V9L207 8L215 0H142V1L138 0V1H134L132 3H127V4H125ZM257 1L258 0H241V3H239L237 0H227L226 3L227 4H234L235 3L236 6H237L236 9L238 11H241L242 14H245V17H246L247 20H254L258 16H260V14H258V12L255 11L253 9V7H252L254 4L257 3ZM0 2H1L0 3V24H1L0 25V61L4 60V61L0 62V77L2 75V79L0 78L1 79L0 80V88H1L0 99L3 96V99H1V100L4 101V102L0 101V107L2 108V109L0 108L1 109L0 112L6 114L5 115V114L0 113V115H1L0 116V119H1L0 120V136H1L0 137V139H1L0 141H2V142H0V148L1 149L3 148V150H6V151L8 149L10 151H13L14 154L12 153L11 156H14L16 158L13 157L12 161L15 163L16 160H14V159H17V161L19 163H21L20 165L18 164V162L15 163L17 165V168H21V165H23V164L25 165L26 164L25 161H29L30 162L31 158L32 159L33 158H38L37 160H39L40 157H41V159L38 162H40L39 165H41L43 167L39 166L38 169H39V171L42 172V168L48 167L49 165H51L52 161L54 162L55 159L59 156V153H58L59 150L58 149H60V148H59V144L58 143L60 142L62 144L63 142H67L69 140L67 138L68 135H66L67 136L66 137L65 135H63V133H61V132H64L61 129L62 128L65 129V127H70V125L72 127L73 123L75 122V119L73 117H75V118L80 117V118H78V120L79 119H82V120L85 119L83 121L80 120V123L83 126L84 131H86V135L87 136H89L88 134H90V132H92L91 133L92 135L90 134V137H93L95 139L98 136L95 140L91 138V140L94 143L90 142L91 140L88 139L89 144L91 143L90 146L92 145L91 147L93 148L91 150L92 151V156H93V152L94 151H99V150H97V148L98 149L100 147L102 149L106 148L107 145L105 146L102 142H100V141H102L100 139L102 138V139H104L106 141L104 136H107L106 132L108 133L109 129L107 131L105 130L104 131L105 133H102V135L96 128L94 129V131H89V129L91 130L93 126H92L91 123L86 122V118H85L86 115L84 114L85 112H83V110H82V112H83L82 115L77 116V114L75 115V113H76L75 109H73V108H75L77 106L72 107V108L68 107V102L69 101L67 99H64V98H67L69 94H67V96L65 94L64 96H66V97H63L62 100L60 99L62 102L65 103V104L63 103V111L65 112L66 111L65 109H67L66 112L69 111V113L65 114L66 112L65 113L63 111L60 112V114L62 115V116L60 115L61 116L60 118H62V120H59V121L55 122V127L54 128H56V129H54L52 131L54 133H52V132L45 133V134H43L44 136H42L43 137L42 138L41 135H39L40 130L39 129L34 130L35 128L33 129L31 127L30 123L33 121V118L35 117V114L32 115L31 111H33V113H37L38 114L39 110H40L39 109L40 108V104L42 105L44 103L43 96H41V98H39L40 96L37 95L38 93H36V92H38L39 91L38 89H40V87H42L45 84V83L41 84V82L43 80H47L49 78L48 76H50V75H46V79H44L45 76H43V80H41L39 77L38 78L35 77L34 78V82H33L34 84H32L30 86H27L24 89H20V87H21L20 82H21L22 76H23V78H25L24 80H26V79L29 80L30 78H33L32 77L33 73L27 71L28 67H30V66H27L26 71H24L25 68H24L23 71L22 70L18 71L19 69L17 70L16 68L15 69H13L11 67L6 68L5 62L8 61L7 59L10 56L11 57L13 56L15 58L17 57L16 58L17 61L14 62V64L16 63V65L18 67H20L19 60L22 61V62H23V60L24 61H28L27 59L31 56V52L30 51H33L32 46H31V42H32L31 38H33L32 37L33 34L37 35V33L39 32V30L36 32L35 29H37V28L34 29L32 27L38 25L37 27L40 28L39 26L42 25L41 24L42 22H40V24H38L39 20L36 17L35 18L38 20V23L36 22L37 20L36 21H32L33 20L32 18H34L35 12L39 11V10H37V8L35 9L36 6L34 7V9L36 11L33 10L35 12H32V7L33 6L31 7V10H29L30 9L29 3L26 4V2H23L24 5H26L25 8H27L28 15H29V13L31 15V17H27V19H26V18H24V16L22 14H20V15L14 14L15 12L16 13H20V12L22 13L23 12L22 9L21 10L18 9L19 11L16 10L14 12L13 10H11V8L9 6L6 8V6L9 5L12 2V0H0ZM33 2L36 3L35 1H33ZM242 3L245 4V8H244V5ZM40 5L42 6V3H40ZM8 8H10V9H8ZM189 13H191V14H189ZM88 14H90L91 16L88 15ZM96 15L101 18L100 19L98 17L100 21L97 20L98 18H97ZM88 16H90V17H88ZM80 17H82V16H80ZM94 17H95V19H94ZM35 18H34V20H35ZM48 19L44 20L43 23L44 22L48 23ZM29 20L31 22H33V24H34L33 25L31 23L32 27L28 23ZM57 20L58 21L62 20L61 21L62 23L60 22L59 23L60 25H58L57 24V22H58ZM260 22L264 23V17L260 18ZM96 23H98V24L96 25ZM56 24H57V26H56ZM89 24L96 25L95 27L93 26L94 28L91 27V28H93L92 30L90 29L91 32H87L90 38L88 37L87 34L83 33V31H85V30L87 31V28H88ZM28 25H29L30 28L27 27ZM102 25H100L101 26L100 28H102ZM104 25H103V27H105ZM67 28H68L67 30H69V28L71 30L73 28V26L71 28V26L69 25V27H67ZM244 28H251V24L249 22L246 23ZM262 28H264V26H262ZM56 29L54 28V30H56ZM67 30L65 29L64 31H67ZM86 31H85V33H86ZM88 31H89V29H88ZM106 31L107 32L109 31V32L107 33ZM120 31H121V33H120ZM27 32H28V34H27ZM57 32H58V30H57ZM22 33H24V34H22ZM29 33H30V35H29ZM89 33H92V35H94L95 38H98L99 40L98 41H95L96 39L93 40L94 37L92 35H90ZM110 34H112L111 35L112 38H111ZM72 36H76V35H72ZM82 36L84 37L85 41L89 40V39H91V40L86 41V43H85V41L82 38ZM260 36L263 39V43H262V46L259 47V49H263L262 51H264V29L260 30ZM12 37L16 38V39H13ZM101 37H102V39H101ZM110 38H111L112 42L109 41ZM37 41L38 40H36V42ZM105 42H107V43H105ZM113 42H116V43H113ZM102 43L103 44L105 43L104 45L107 46V49L109 48V50H108L109 52L106 51L107 49H105V46ZM88 44H90L91 46H89ZM84 46L82 45V47H84ZM112 47H114V48H112ZM64 48H67V50L64 49ZM97 48H95L96 51H99ZM103 49H105V52H107V54H104L105 56L103 55V53H105V52H103ZM111 50H112V52H110ZM92 51H93V53H92ZM63 52H65V53L63 54ZM66 52H68V54L70 53L69 54L70 56L67 55ZM72 52L74 53V55H73ZM83 52H84V54L82 55ZM90 53H92V54H90ZM216 53L218 55H216ZM89 54L90 55L95 54V55H94V57L91 56V57L88 58ZM71 55L73 56V58L70 59ZM67 58L70 59V60H67ZM86 58H88V60L90 58H92V59H90V61L87 62V60H85ZM102 58H104V59H102ZM136 59L138 61H136ZM104 60L106 62L107 61H109V62L104 63L105 62ZM78 61L80 62V64L78 63ZM100 61H102L101 63L107 64V65L103 64L105 69H104V67L103 68L101 67ZM139 61H140V63H139ZM76 62H77V64H75ZM1 63L2 64L4 63V64L2 65ZM71 64H68V65H71ZM122 64L125 65V67ZM121 65H122V67H121ZM139 65H140V67H138ZM142 65H143V67H142ZM2 66H4V68ZM54 66L56 67V65H54ZM54 66H52V68H54ZM99 66L103 70L100 69ZM108 66L111 67V70L109 69ZM113 66H116V67L114 68ZM118 66L121 69L118 68ZM126 67L128 69H126ZM144 67H147V69L146 68L144 69ZM95 68H96V70H95ZM107 69H108V71H107ZM143 69H144L145 73L143 72ZM6 70H7V72L9 70L10 71L8 73L7 72L4 73V71H6ZM93 70H94V72L95 71L97 72L98 70H100L99 71L100 75H102V77L104 79H105L104 76L108 74L106 79H105V82H104V79H102V77L101 78L99 77L100 76L99 73H98V75L96 74V72L94 74L92 72ZM145 70H147V72ZM86 71H88L89 73L86 72ZM104 71L107 72V74H104L105 73ZM111 71L115 72L114 75L116 74L117 76L118 75L121 76V78L127 76L125 78L127 80H125V81H124V79L120 78L121 82L124 81V82H122L120 84V88H118L119 85H117V83H118L117 80H118L119 76L116 77L117 80H116V78H112L114 76L111 77V74H113V72L111 73ZM14 72L17 73V74H13ZM90 72H91V74H90ZM85 73H87V74H85ZM109 73H111V74L109 75ZM3 75L5 76L6 79L3 78L4 77ZM7 75L10 78H7ZM96 75L99 78H96L97 77ZM133 75H136L137 77L134 76V78H133L132 77ZM94 76H96V77H94ZM108 76L110 78H112L110 80L114 81V79H115L116 81H114V82L115 83L117 82V83L114 84L112 82L110 84V82L108 80L109 79ZM128 77H129V79H128ZM88 78L90 79L89 81H88ZM95 78H96V80H95ZM131 78H133V79L131 80ZM14 79H16V80H14ZM91 79H94L96 82L95 81L93 82V80L91 81ZM6 80H8V81H6ZM102 82H104L105 84L103 83L101 85ZM106 82L108 83V85L110 84V85H112L114 87L108 86ZM143 82H144V84H143ZM148 82H149V84H148ZM90 83L92 84V86L90 85ZM123 84H122V87L124 86ZM131 84H133V85H131ZM89 86L91 88H93V89H90ZM109 87H111V89H109ZM102 89L105 90V91L103 92ZM125 89H127V88H125ZM133 89H135V88H133ZM220 89H221V91H220ZM23 90H25V91H23ZM23 92L24 93L26 92V94L29 93L26 96V98L28 100L26 103L27 104L31 103L29 105H32V106H29V105L25 104V105H22L21 106L22 108H21L20 107L21 104L17 103V100H18L17 98H19L18 95H21ZM95 92H97V91H95ZM116 92H114L115 96H114L113 92H112L113 93V95H112L113 97H110L111 95L109 96L113 100H111V99L108 100V98L105 97L106 100H108L107 102L111 101L107 105L108 108H109L110 103L112 104V107H114V108H116L119 105L118 104L119 102H117L118 105L117 104L114 105V103H116L114 97L120 96V94H117ZM224 92H225V94H224ZM106 93H107V95H106ZM112 93H110V94H112ZM129 94H131V92ZM33 96H34V98H32ZM37 96H39V97H37ZM99 96H96V95H95V97H94V95L92 97L90 96V98H93V97L95 98L96 103L93 101V99H90V101L93 102V105H92L93 107H91V105L89 106V103H87L88 105L86 104V106L88 108H90V109L91 108L94 109V105H96L97 102H98V104L100 102ZM128 96H130V95H128ZM8 97H9V99H8ZM11 97H13V98L16 97L17 100L13 99ZM36 97L38 99H36ZM76 97L78 98V96H76ZM76 97H75L76 101L75 100L74 101L78 102V99ZM96 97H98L97 100H99V101L96 100ZM31 98H32V101L30 100ZM105 98H103V99L105 100ZM116 98H117L116 100H118V97H116ZM130 98L129 99L127 98V100H125V101H129V100L132 101L133 97L131 96ZM137 98H138V94H137ZM140 98H141V100H140ZM34 99L37 100L36 103L34 102L35 101ZM40 99H43V100H40ZM103 99H101V102L103 101ZM29 100L31 102H29ZM119 100H120V97H119ZM10 101H11V103H10ZM12 101H14V104H13ZM24 101H26V99ZM24 101H22V102H24ZM6 102L8 103V105H7ZM32 102L35 103V104H33ZM37 102L39 103V105H38ZM147 102H148V104H150V106L147 104ZM102 103H100L101 104V108H100L101 110L105 106V104H107L106 101H103ZM124 103H126V102H124ZM129 103H127V104H129ZM11 104H12L13 107H9V106H11ZM15 104H16V106H18L17 104H19V106L17 108H15L16 107V106H14ZM100 104L98 106H100ZM102 105H103V107H102ZM24 106H26V107H24ZM107 106H105V108ZM122 106L119 105L118 109H116V110L111 108V105H110V108L112 109V111L113 110L117 111V110L120 109L119 107L122 108ZM23 107L26 108V110H27V108L29 110L31 108V110L30 111L29 110L26 111L24 109L25 110L24 111ZM33 108H34L35 112H34ZM70 108H71V110H70ZM97 108H99V107H97ZM97 108H95V109L97 110ZM110 108L108 110H111ZM3 109H5L6 111H4ZM20 109H22V110H20ZM72 109H73V111H72ZM100 109H98L97 111L96 110L94 111V117L95 118H97L96 116L99 115L97 112H100L99 111ZM139 109H138V111H139ZM103 110L106 111V112L108 111L107 109L106 110L103 109ZM135 110H134L133 114H136L137 116H141L142 113L139 112L140 115H138L137 114L138 112L135 113ZM11 111H13L14 113L12 112L13 113L12 114ZM21 111H24L25 113L23 112L24 113L23 114V113H21ZM128 111H129V113L131 112L130 110H128ZM128 111L126 109V112H128ZM95 112L98 115H96ZM103 112H102V114H100V116L101 115L105 116L107 123H110V121H109L110 118L116 119L115 116L113 117V115H112V117L108 116V112L107 113L105 112V115L103 114ZM117 112L116 113L114 112V113L116 115H118L119 112L118 113ZM114 113H112V114H114ZM120 113L122 115V113H124V112L120 111ZM109 114L111 115L110 111H109ZM130 114H132V113H130ZM10 115L12 117H10ZM65 115H67V116H65ZM68 115H70V116H68ZM136 115H132V116H136ZM100 116H98V117H100ZM129 116H131V115H129ZM21 117H22L21 120L23 121V123L20 120ZM29 117H30L31 120L28 119ZM64 117H66V118H64ZM67 117H70V118H67ZM107 117H109V120H107ZM119 117H120V114L118 115L117 120L111 119V123H113L112 120H114V121H116L114 123L118 124L117 121H119L118 119L121 118V117L120 118ZM123 117L125 118V120L127 119L125 116H122V118ZM10 118H12V119H10ZM13 118H16V119H13ZM64 119H65V121H63ZM71 119H72V121L73 120L74 121L73 122L70 121ZM10 120L15 121L14 123H16V124H13L12 122H10ZM17 120H19V122L20 121L21 122L19 123V122H17ZM128 120L126 122L127 125L123 122L124 119H123V121L121 119L119 121V122L122 121L123 125L118 124V127L122 126L121 127L122 129L124 128V124H125V128L122 130L125 133L128 132L126 130V126L128 127L129 125H131V124L128 125ZM133 121H134V123H133ZM8 122H9V124H8ZM17 123H19L21 125L18 126ZM57 123H61V124H57ZM111 123H110V125L112 126ZM4 124H6V125H4ZM83 124H85V125H83ZM142 124H141V126H142ZM250 124H252L253 126H258V125L261 126L263 124V121H254V122H252ZM14 125H15V127H14ZM56 125L58 127V130H57ZM110 125L108 124L109 127H110ZM4 126H6V129H5ZM115 126L116 125H114V128H115ZM138 126L140 127V130H139ZM11 127H13V128H11ZM112 127H110V128H112ZM9 128H11V129H9ZM87 128H89V129L87 130ZM114 128H112L111 131H115ZM117 128H115V129H117ZM3 129L5 131H3ZM12 129H15L17 132L15 130H12ZM83 129H82V132H84ZM127 129H130V128L128 127ZM131 129L129 130V132L131 131ZM9 130H10V132H9ZM59 130H61V131H59ZM95 130H97L98 133ZM143 130L145 132L147 131L148 133L143 132ZM22 131L23 132L26 131V132H24V134H22L23 133ZM95 132L97 133V135H96ZM116 132L118 133L117 130H116ZM18 133H19V136H20V138L22 140L18 138L19 137ZM25 133H27L28 135L25 134ZM112 133L113 132H111V134H108V136H107V137H109V136L112 137L110 140H113V139H115L117 137L115 135V138H113L114 136L112 135ZM120 133H121V130L119 131L118 136H119ZM125 133H124V136H122L120 134V137H118L119 142H122V140L125 141L124 139L121 140V137L122 138L124 137L126 139L127 136H125L126 135ZM128 133H127V135H128ZM15 134H16V136H15ZM46 134L47 135L50 134V135L47 136ZM51 134H53V135L56 134V137H57V138H55L56 140L53 138V135H51ZM59 134H61L63 137L61 135H59ZM153 134H154V136H153ZM45 136H46V138L44 139ZM58 136H59V138H58ZM2 137L6 141L3 140ZM28 138H30V139L27 140ZM47 138H49V139H47ZM66 138H67V140H66ZM17 139H19V141ZM34 139L35 140L37 139V141H35ZM80 139L81 138H79V140ZM130 139H132V140H130ZM159 139H160V141H159ZM42 140H43V143H42ZM49 140L52 141V142L54 141L55 144L58 142L56 144L57 146L55 147L54 143L51 145L52 142H50V144H48L49 142H46V141H49ZM138 140H140V139H138ZM28 141H30V142H28ZM116 141H117V139H116ZM31 142L32 143L34 142L33 145H32ZM37 142H40V143L37 144ZM110 142H112L111 145L116 143L114 141H110ZM110 142L107 141V143H110ZM134 142H133V145H132L131 148H132V152L135 153L134 155L137 156V154H136L137 152H135L136 149H134V148H136L134 146V144H135ZM137 142H136L135 145H138ZM147 142H148V140L146 142H144V145H145V143L147 144ZM154 142H155V145H154ZM157 142H158V144H156ZM21 143L25 144L27 147H24V145H22ZM139 143L142 144L143 142L141 141ZM11 144H13V145H11ZM42 144L43 145L45 144L44 145L45 146V148H44L45 150L44 149L40 150V148H43ZM84 144L87 145V149H88V146H89L88 142L87 143L84 142ZM2 145H5V146L8 145V146L5 148V146H2ZM17 145H18V147H17ZM35 145H37L38 147L35 146ZM65 145H66V143H65ZM99 145H104V148L102 146L99 147ZM111 145H110V147H111ZM114 145H115V147L117 146V144H114ZM125 145H123V147L126 150L128 148ZM20 146L22 147V149H21ZM94 146H95V148H94ZM139 146H141V145L139 144ZM162 146H163V148H161ZM53 147L56 148V152L54 151L55 148H53ZM115 147L112 146L111 149H114ZM120 147H121V145H120ZM11 148H12V150H11ZM13 148H16L19 153L16 151V149L14 151ZM23 148H25V150ZM131 148L129 147L128 150L130 151ZM137 148H140V147H137ZM156 148H157L158 152L156 151ZM38 149H39V151H38ZM52 149H53V151H52ZM26 150H27V152H26ZM50 150H51V152H50ZM22 151H24V152H22ZM28 151H30L31 153H29ZM136 151H138V149ZM150 152H151L152 155L150 154ZM17 153H18V155H17ZM54 153L56 154V156H55ZM139 153H138V155H140ZM132 154L133 153H131V151L128 153V155L130 156V159L133 156ZM20 155L22 157H24V158L20 157ZM73 155H74V153H71V152L68 153V157L66 155L64 157L63 162H65V164L66 163L69 164V162H70L69 158L72 157ZM18 156L21 159L17 158ZM28 156H30V157H28ZM92 156H90V158ZM141 157L142 156H139L140 163H142V165L139 164V162H137V161H139L138 160V156L134 157V159H132V160L124 159L123 161H124V163H126L127 161L128 162L132 161L134 163V161H136L135 163H138L139 165L143 166L144 162H141L143 157L142 158ZM42 158L45 159V160H43ZM149 158H147V159H149ZM22 159H24L23 162H22ZM150 160H151V158H150ZM116 161L118 162V165H119L122 160L121 159L119 160V158H117V159H115V162ZM123 161H122V163H123ZM49 162H50V164H49ZM128 162L126 163V165L128 164ZM122 163L119 165L120 167H121V165H123ZM150 164H153V165H150ZM158 164L160 165L161 168L165 166L164 168H162V170L164 171V174H165V175L163 174L164 177L161 174L163 172H162L161 168L158 167ZM137 166L138 165H136V167ZM22 167H24V166H22ZM112 167L115 168V165L113 164ZM120 167H119L120 171H119V169H117L116 170V174L114 175V176H116L118 178V180H119V177L121 176L120 178H122V179L119 180L120 181L119 185L118 184H114V183H116V181H118L116 177H115L116 181L114 180V183H112V185L110 183H108L107 185L105 184L106 188H109V191L111 190L110 193H111L112 197L114 196V194L118 195L117 192H119V191H120L121 194H125L126 191L128 192V190L126 189V186H127L128 183H124L123 182L124 181L123 177H122L123 176V169H121ZM156 167H158V168H156ZM158 169H160L161 172H159ZM23 173L26 176L25 178L27 179V181L30 182L29 184L31 186V189L34 188V185L31 184L32 183L31 176H28L29 174L27 175V174H25V172H23ZM145 173H146V170L143 173V175L146 176L148 173L147 174H145ZM145 176H143L144 181H146ZM28 179H30V180H28ZM165 179H166V181L163 183V181ZM110 180H112V179H110ZM180 180H182V181H180ZM251 181H253V182H251ZM158 182H161V184L158 183ZM154 183H153V185H154ZM156 183H155V186H154L155 188H156V185H157ZM113 184H114V186H113ZM162 184H165L166 187L164 185L162 186ZM108 185H110V187H108ZM150 185L153 186L152 184H150ZM182 185H183L184 188L182 187ZM192 185H194V186H192ZM119 186H121L122 189L125 192H123L122 189L120 190ZM116 187H118L119 190ZM154 187H150V188H154ZM178 187H180L179 188L180 191H179ZM172 188H173V193L171 191ZM174 188H175V191H174ZM176 188H177V190H176ZM181 188H183V190ZM194 188H195V190H194ZM38 189L36 187H35V190L32 189V191L34 190L32 193L35 195V197H36V193L38 192ZM188 189H186V190L189 191ZM157 191H155V189L153 191V189H152L153 193L154 192L157 193ZM158 192H160V190ZM164 192H166V190ZM164 192L162 191V193H164ZM192 192L194 193L193 196H192ZM112 193H113V195H112ZM188 193H190V191ZM158 194H161V192L158 193ZM117 195H115V198L113 197L115 200H116ZM173 195L172 196L170 195L171 198L173 197ZM176 195H174V196L175 197L178 196V198H179V195H177V196ZM119 196L121 197V195H118V198H119ZM194 196H198L199 198L198 197L196 198ZM133 198H134V196H133ZM169 200L173 201V199L171 200L170 198H169ZM170 201H168L169 204H170ZM138 202L139 201L137 199H134V202L132 204L133 206H131L132 208H135V210H137V211L139 210L140 207L142 208V205L140 207H138L141 204V203L139 205L136 204ZM168 202H167V205H168ZM195 203H193V204L195 205ZM129 204H130V202H128V206H129ZM172 204L168 205L169 212H170V210H173L171 208L173 206ZM194 205L192 206V209L195 208ZM122 206H124V205H119V208L122 209L121 213L119 212L122 217L120 216V214H119V216L123 220L126 218V216L128 217L123 222L125 223L126 227L127 226L129 227L131 214H129V212L127 210H124V207L121 208ZM169 206H170V208H169ZM237 209H240L242 214H237ZM122 211L125 212L126 216H124V212H122ZM194 211H196V212L192 213ZM199 211H201L200 212V214L202 213L201 215L198 214ZM140 212H142V210H139V213ZM173 212L174 211H171L170 214H173ZM190 212H191V214H190ZM175 214H173V216ZM195 215H196V217H194ZM183 216H184V218H183ZM175 217L176 216H174V218ZM177 217H176L175 221L177 220ZM202 218H203V220H202ZM126 220H127V222H126ZM199 221H198V223H199ZM179 222L176 221L175 224L181 225ZM146 226L145 225L143 226L145 231H146V229H148ZM128 227H127V231H128L129 234L128 233H126V234H128V236L130 235L131 238H130V236L128 237L126 234L124 235L125 239L124 238L123 239L125 241H128V242H126L125 245H128L129 239H131L132 241L134 239L133 242H135V239L136 240L138 239L136 237L137 234H136L135 230H131L132 228L129 227L130 228L129 229ZM186 229H190V227L186 228ZM192 230L191 231L188 230V231L192 232ZM134 234H136V235H134ZM185 236H182V239H181V241H183L184 243H185V241H188ZM131 240H130V242H131ZM125 241H124V243H125ZM137 241H139V240H137ZM137 241H136V243L131 242V246H133L134 244H137L138 243ZM133 247H130V243H129L127 250L129 248H133ZM195 250H197V251H195ZM186 253H189V252L186 251ZM186 253H184V255ZM130 258H131V256H130ZM130 258L128 256L126 258V260L127 259L131 260ZM184 258L186 259V256ZM187 260H185V261H187ZM119 261L121 262L120 259H119ZM113 262L114 261H111L110 264H112ZM120 262H116L115 261L114 264L115 263L119 264ZM185 263L187 264V262H185Z\"/></svg>",
    "mask_w": 264,
    "mask_h": 264
},
{
    "label": "snow or ice",
    "instance_id": "obj_3",
    "mask_svg": "<svg viewBox=\"0 0 264 264\" xmlns=\"http://www.w3.org/2000/svg\"><path fill=\"white\" fill-rule=\"evenodd\" d=\"M9 7L15 12L17 9H22V15L27 18L28 17V11L25 8L24 3L22 2V0H12V2L9 4ZM17 15H20L21 13H16ZM29 25H31V21H28ZM39 38V37H37ZM44 69H48V71H51V65L48 62L47 58H45L43 65L40 62H37L33 67L28 68L27 71L29 72H38L39 74L44 72ZM41 77L43 78V75H41ZM57 77L56 76H51L49 77V79H47V83L51 85L52 90L58 94L59 97H62L65 95V91L63 90L64 88H67L69 91H72L73 88L70 86L71 84H73L72 82H67V83H57ZM53 81H55L56 83L53 84ZM71 98L72 100L73 97L72 96H68L67 98L64 99H68ZM84 108V107H83ZM85 109V108H84ZM93 119H95V117H93ZM237 214H242L240 209H237Z\"/></svg>",
    "mask_w": 264,
    "mask_h": 264
},
{
    "label": "clouds",
    "instance_id": "obj_4",
    "mask_svg": "<svg viewBox=\"0 0 264 264\" xmlns=\"http://www.w3.org/2000/svg\"><path fill=\"white\" fill-rule=\"evenodd\" d=\"M259 113L261 120H264V103H261L259 106ZM245 131H247L249 134H251L250 128H245Z\"/></svg>",
    "mask_w": 264,
    "mask_h": 264
}]
</instances>
